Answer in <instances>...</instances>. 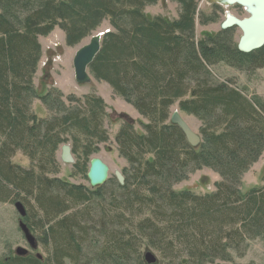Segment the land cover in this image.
<instances>
[{
    "label": "trees",
    "instance_id": "obj_1",
    "mask_svg": "<svg viewBox=\"0 0 264 264\" xmlns=\"http://www.w3.org/2000/svg\"><path fill=\"white\" fill-rule=\"evenodd\" d=\"M178 1L182 6L181 19L171 23L143 12L144 6L155 0H0V175L8 184L34 197L41 218L48 225L44 235H49L53 242L52 257L45 261L35 256H14L0 264H64L65 259L79 264L85 259L83 243L89 242V235L105 242L82 264L94 261L124 264L131 256L138 264H144L138 249L133 247L136 238L130 237L129 243L125 242L122 239L125 235L112 228L113 223L119 222V212L104 216L107 213L101 202L102 185L85 189L48 176L57 170L56 150L62 142L71 139L73 152L86 157L91 147L82 143V135L106 140L102 122L104 104L98 97H85V109L67 108L59 93L50 92L55 95L52 97L47 92L40 99L57 102L56 111L62 115L52 114L49 104L48 118H37L31 110L37 97L32 80L41 57L38 38L55 25L63 30L68 43L89 36L104 20L112 26L113 30L103 35L101 48L89 69L149 120L144 126L145 135L136 133L131 124H125L117 134L121 154L136 165L134 175L141 178L152 175L153 185H158L173 177L178 179L204 162L222 176L223 180L210 195L167 191L162 196H141L142 201L139 195L131 193L125 181L120 186L121 210L136 203L140 207L149 202L154 205L152 215L138 229L140 236L162 253L165 249L173 250L172 237L166 247L158 246L165 233H172L173 225L161 229L150 220L168 213L172 224L175 217L179 227H187V231L183 230L188 235L177 241H186L187 248L194 250L191 253L201 257L199 264L210 260L205 258L207 255L218 254L227 259L229 251L240 252L245 239L264 237V186L246 195L237 189L240 173L263 149L264 106L256 102L261 111L258 110L238 90L223 84L210 85L204 81L192 87L185 83L190 74L198 75L204 70L202 57L208 63L244 60L253 67H262L264 46L250 53H242L236 47L228 52L216 37L210 41L211 46L203 44L197 50L193 41L174 33L176 29L191 28L196 1ZM187 93L189 98L181 103L184 109L209 114L218 111L225 120L220 123L221 131L213 130L208 137L211 151L202 142L192 147L177 126L164 124L167 107ZM69 128L70 134L66 132ZM16 151L30 159V169L14 167L9 162ZM145 154H152L153 160H147ZM130 198L134 206L129 204ZM89 200L96 201L100 211L98 228L91 234L84 218L93 217L98 210L90 208ZM84 204L87 206L61 216ZM86 247L94 246L88 243ZM193 263L191 258L190 262L183 260L180 264Z\"/></svg>",
    "mask_w": 264,
    "mask_h": 264
},
{
    "label": "rangeland",
    "instance_id": "obj_2",
    "mask_svg": "<svg viewBox=\"0 0 264 264\" xmlns=\"http://www.w3.org/2000/svg\"><path fill=\"white\" fill-rule=\"evenodd\" d=\"M195 1L196 9L193 15L191 28H187L186 30L176 29L174 31L175 36L181 37L188 42L193 41L196 49L199 50L203 44L211 46L205 36L217 35L216 37H218L220 43L229 49L228 52L232 51L236 46L240 32L235 27L229 32H219V25L225 20V12L234 10L236 6H226L225 4L219 6L213 3V1L219 2L218 0ZM220 7L222 11L218 13ZM210 9L212 10V15L211 17H208L209 14H211L209 12ZM238 9L239 17L247 16L246 11L242 8ZM143 12L151 18L160 17L167 21H171L172 23L181 19L182 6L178 0H155V2L151 4H146L143 8ZM220 13L222 14L220 15ZM259 19L254 25L256 28L263 25V21ZM109 30L112 31L113 28L108 20H104L95 31L77 43H68L63 30L57 25L53 26L47 34L39 35L38 41L41 46V57L37 63L36 71L32 80L34 90L37 94V97L33 99L31 104L33 114H35L37 118H48L50 111L47 104H49L52 114L62 115L60 112L58 113L56 111V106H58L56 104L57 102L52 101V99L43 102L40 99V96L47 92L59 93L61 101L67 106V108L82 107L85 109V97H98L104 104L105 112L102 122L103 128L106 131V140H99L94 137V135H82L84 138L82 143L89 144L91 147L86 157L85 155L82 156V154L81 156H77L73 152L71 139L62 142L56 150V162L58 164L57 170L54 173L48 174V176L50 178L61 179L74 186L89 189L90 185L87 179L89 162L95 157L101 159L108 166L107 179L101 184V200L104 199L101 202L105 206V212L107 213L103 214L104 216H112L115 212H119L121 215L119 222H117V224L113 223V227L110 225L109 228L112 227L116 232L125 235V237H122L123 235H121L125 242L129 243L128 238L135 237L137 244L133 243V247L138 249L141 259L144 252L149 250L157 259L155 264H180L183 260L190 262L191 258L194 259L193 264H199V259L201 257L198 255L194 256L193 253H191L194 252V250H189L187 248L186 241L183 239L177 241L179 238L188 235L184 232V230L187 231L188 229L185 226L179 227V223H177L179 221H174V219H176L175 217H173V224L169 221L170 219L167 218L169 217L168 213H163L159 217H152L153 219H150L151 222L154 220L161 229L173 225L172 233H165L164 241H160L158 246L160 248H163V246L166 247L168 238L172 237L173 245H175V247L173 250L165 249L162 253V251H159V248L149 244L148 239L141 237L138 230L146 217L152 215L151 212L154 205L147 200L149 205L145 204L140 207L139 205L137 206L136 203L134 206V201L130 198L128 202L134 207L120 209V206L123 207L120 204L123 200L120 196V186L123 185L125 181L128 183L130 190H132L131 193L139 195L142 201L143 198L141 196H162L167 191L174 192L173 194L189 192L190 194L198 196L210 195L215 192L216 184L223 179L219 172L204 162H201L199 166L194 167L187 173L182 174V176L177 177L178 179L173 177L166 183L163 182L158 184V189H156V186L158 185H153L154 181L152 175L142 176V178L138 177L139 175H134V168L136 165L121 154L117 134L125 124H131L136 133L139 135H145L146 130L144 126L149 124V120L144 115L140 114L128 99L116 93L106 81L97 79L90 69L88 71L90 76V81L88 83H78L74 78L72 60L76 50L86 44L89 41L90 36ZM202 56L203 55H201V57ZM202 60L204 70L201 69V72H199L198 75L193 73L190 74L188 77L189 79H187L185 83L192 87L198 83L201 84L204 81L208 82L210 85L223 84L228 88L232 87L238 90L243 96L250 100L258 110H260V108L256 102H259L264 106V66L256 68L253 67L250 62L244 60L243 62H232L230 60L228 62L227 60H222L209 63L203 57ZM53 94L54 93H50L52 97L55 96ZM188 98L189 93L185 96L178 97L167 107V119L164 124H169L172 112L178 111L180 116L187 122L191 129L200 135L204 148L211 151L209 149V143H207L208 137H210V133L213 130L221 131L220 123L225 120L221 117V112L218 111H214V113L210 114L205 111H200L198 113L189 112L181 106L182 101ZM71 130L72 129L69 128L66 132L70 134ZM62 146L70 147L72 161H67L63 158ZM151 155L152 154H145L144 157L147 160H153V156ZM9 162L14 165V167L18 166V168L30 169L31 167L30 159L21 151H16V153L9 158ZM14 170L15 172L17 171L16 168ZM263 186L264 145L259 155L254 157L252 163L240 173L237 181V189L240 194L246 195L251 191L262 188ZM144 200L146 201V199ZM16 201H20L23 204L27 213V218L23 219L24 217H20L18 211L14 207ZM88 202L90 203V208L94 207L98 210L96 201L89 200ZM84 206L87 205L84 204L78 207H73L71 211L62 214L61 216H65L75 209ZM41 215L42 212L39 210L32 195L26 194L25 191H21L15 188L14 185L8 184L0 175V261H5L14 256H21L16 253L18 247L24 248L28 251L25 256H35L42 261L52 257L53 242L49 235H44V230H48V225L45 224V219H42ZM99 216L100 211L98 210L93 217L90 215L89 217L84 218L86 220L83 223H86L90 228V234L96 232ZM19 219L25 222L33 236L36 238L37 248L31 249L27 245L23 233L18 227ZM192 229L193 226L191 230ZM181 230L185 234L181 232ZM141 232L145 233L144 231ZM92 236L93 235H89L87 237L89 242L84 241L83 243V247L85 248L82 252V256H85V259H83L84 261H88L90 254L93 255L94 252L98 250L97 247L102 246V243L104 244L105 242L103 238L96 239ZM153 241L155 243L158 242L157 240ZM88 243H91L95 248L86 247V244ZM239 250L240 252L236 250L229 251L230 253L227 256V259H223L218 254L207 255L205 258H209L210 260L204 261L206 262L204 264H264V237L245 239L239 247ZM37 254H39V257L36 256ZM82 261H80L79 264H82ZM64 264L72 263L65 259ZM91 264L103 263L94 261ZM109 264H113V262H109ZM124 264L138 263L135 261V258L131 256Z\"/></svg>",
    "mask_w": 264,
    "mask_h": 264
},
{
    "label": "water",
    "instance_id": "obj_3",
    "mask_svg": "<svg viewBox=\"0 0 264 264\" xmlns=\"http://www.w3.org/2000/svg\"><path fill=\"white\" fill-rule=\"evenodd\" d=\"M222 4L231 5L234 3L240 4L246 8L249 16L237 19L232 17L231 21H224L221 24L222 28L230 27L237 24L243 31L237 42V49L242 53H250L254 50L260 49L264 46V0H218ZM263 21V25L256 28L254 25L258 19ZM259 19V20H260ZM108 31H103L90 36L89 41L79 47L72 60L74 78L78 83H88L90 81L89 68L94 58L101 48L102 36ZM170 123L177 126L185 136L186 141L192 146L197 147L201 143V137L187 122L180 116L178 111L172 112L170 116ZM62 156L65 160L72 161L69 146H62ZM108 176V166L99 158H92L89 162V169L87 172V179L91 188L97 187L105 182ZM14 207L18 211L20 217L25 216V209L20 201L14 203ZM18 227L23 233L27 245L31 249L37 248V240L31 233L28 226L21 219L18 220ZM17 255L25 256L28 251L24 248L18 247L16 249ZM36 256L39 257V254ZM145 264H155L157 259L155 255L146 250L142 256Z\"/></svg>",
    "mask_w": 264,
    "mask_h": 264
},
{
    "label": "flooded vegetation",
    "instance_id": "obj_4",
    "mask_svg": "<svg viewBox=\"0 0 264 264\" xmlns=\"http://www.w3.org/2000/svg\"><path fill=\"white\" fill-rule=\"evenodd\" d=\"M213 3H214V4H217V5H219V6L222 5V3H219V2H216V1H213ZM225 5H226V6H233V5H235L236 8H235L234 10H230V11H228V12H225L226 15H225V20H224V21H231V18H232V17L237 18V19H242V18H245V17L249 16V13L246 11V8H245L244 6H242V5H240V4L234 3V4H231V5H227V4H225ZM209 8H210V6H209ZM238 8H242L244 11H246L247 16H245V17H239V16H238V15H239V14H238V10H239ZM216 10H217V8H216ZM211 11H212V10L210 9L209 12L211 13ZM221 11H222V10H221V7H220V8L218 9V13L221 12ZM221 14H222V13H220V15H221ZM211 15H212V13L209 14L208 17H211ZM209 19H210V18H209ZM216 19H217V17H216ZM216 19H215V20H216ZM224 21H223V22H224ZM210 22H212V21H210ZM223 22H222V23H223ZM222 23H221V24H222ZM221 24L219 25V26H220V29H219L220 31H219V32H226V31L229 32V31H231V29L234 28V27L237 28V29L239 30L240 35H241L242 32H243V31L241 30V28H240L237 24H233V25H231L230 27H227V28H222V27H221ZM216 36H217V35H214V36H213V35H212V36L207 35V36H205V37H206V39H207L208 42H210V41L212 42V40L215 39ZM239 38H240V36H239ZM239 38H238V40H239ZM211 42H210L209 45H211ZM237 42H238V41H237ZM235 47L237 48V43H236V46H235Z\"/></svg>",
    "mask_w": 264,
    "mask_h": 264
}]
</instances>
